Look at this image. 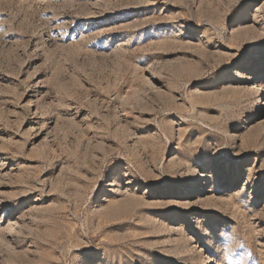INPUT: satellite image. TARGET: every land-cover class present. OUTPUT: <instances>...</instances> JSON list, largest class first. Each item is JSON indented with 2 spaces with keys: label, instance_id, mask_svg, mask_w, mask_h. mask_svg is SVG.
<instances>
[{
  "label": "rangeland",
  "instance_id": "374dc122",
  "mask_svg": "<svg viewBox=\"0 0 264 264\" xmlns=\"http://www.w3.org/2000/svg\"><path fill=\"white\" fill-rule=\"evenodd\" d=\"M261 73L264 0H0V264H264Z\"/></svg>",
  "mask_w": 264,
  "mask_h": 264
},
{
  "label": "bare ground",
  "instance_id": "6f19581e",
  "mask_svg": "<svg viewBox=\"0 0 264 264\" xmlns=\"http://www.w3.org/2000/svg\"><path fill=\"white\" fill-rule=\"evenodd\" d=\"M258 77H259V79H261V80H263L264 79V76H262V73L261 74H258ZM260 80V81H261ZM259 81V82H260ZM256 87H258V90H262V92H263V88L261 87V84H257V86ZM235 178V177H234ZM230 181V180H229ZM222 264H225V263H222Z\"/></svg>",
  "mask_w": 264,
  "mask_h": 264
}]
</instances>
